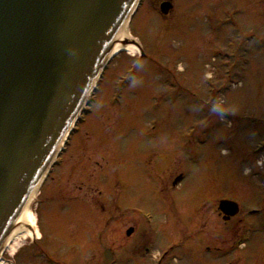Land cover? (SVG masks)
<instances>
[{"label": "rangeland", "instance_id": "374dc122", "mask_svg": "<svg viewBox=\"0 0 264 264\" xmlns=\"http://www.w3.org/2000/svg\"><path fill=\"white\" fill-rule=\"evenodd\" d=\"M170 1L165 20L153 12L159 0L141 1L129 29L155 61L123 52L106 65L61 166L30 204L64 264H250L264 252L258 225L234 241L213 233L220 199L264 209V0ZM91 174L104 210L77 195ZM243 185L258 192L244 199ZM81 211L96 222L83 224Z\"/></svg>", "mask_w": 264, "mask_h": 264}, {"label": "water", "instance_id": "95a60500", "mask_svg": "<svg viewBox=\"0 0 264 264\" xmlns=\"http://www.w3.org/2000/svg\"><path fill=\"white\" fill-rule=\"evenodd\" d=\"M138 1L0 0V254Z\"/></svg>", "mask_w": 264, "mask_h": 264}, {"label": "flooded vegetation", "instance_id": "af4514ba", "mask_svg": "<svg viewBox=\"0 0 264 264\" xmlns=\"http://www.w3.org/2000/svg\"><path fill=\"white\" fill-rule=\"evenodd\" d=\"M165 2H171L170 0H159L158 5L160 7L161 4L165 3ZM172 3V2H171ZM173 5V3H172ZM159 7L158 9L156 8L154 12L155 15L160 16L159 18H162L163 20L167 19L168 16H170V14L172 13L174 6L172 7V11L170 10L167 15H159L160 11H159ZM155 36V35H154ZM152 35V37H154ZM155 39V38H154ZM139 40V46L141 49V52L137 54V56L133 57L132 59L135 61H142V60H148V61H155V55L157 52H154L153 49H149V51H151V55H149L145 49L146 46L143 43L142 40ZM153 40V38H152ZM156 43H159L158 39H155ZM165 48H163V46L161 47V49L158 50V52L160 51H164ZM148 55H147V54ZM122 86H124L125 84H121ZM92 102V101H91ZM90 103H88V105L85 107V111L82 112L81 114V118L79 121H81L82 116L84 113H86V109L89 108ZM68 144V142H67ZM66 144V146H67ZM66 146L64 147L62 153L64 151H66ZM62 153H60L55 162L53 163L52 167L50 168L44 182L43 185L45 184V182L47 181V179L49 178V176L51 175V173L53 172V170H55V168L60 167L62 163L60 162V157L62 155ZM90 159V158H89ZM257 162V161H256ZM95 166L97 167L99 164L98 162L94 161ZM81 162L78 164V166H81ZM88 165V164H87ZM63 166H66L65 164H63ZM101 168V167H100ZM65 172V171H64ZM92 174L90 176H87V183H84L83 185H78L76 187V191L78 192L77 195L83 196V200L84 201H88L91 204H95L96 206H98L100 209L104 210L105 209V202H103L102 199V193L103 190H97L96 189V181L93 180L92 178ZM182 179V175L181 174H176L174 176H171V182H170V186L172 188H176L179 184V182ZM177 180V182H176ZM103 182V181H102ZM105 182H103L104 184ZM42 185V187H43ZM103 189H107L110 188L107 183L106 185H102ZM240 190V192L243 191V189L245 190L244 193H241L240 195L245 199L246 196L253 194L255 192H258L256 189H253L247 185H243V186H239L238 188ZM247 192V193H246ZM77 195L73 196L72 195L68 198L69 202L74 201L75 199H77ZM57 197L51 196L50 197V201L52 203L51 208L49 209H53L55 210L56 204L55 201ZM226 200V199H220L216 202V204L213 207V216H216V220L218 222L214 223L213 225V233L214 235L218 238V239H223V238H232L233 241L236 239H240V235H243L244 233H252L254 231V229H257V225L260 227L261 231L264 229V217H261V211H263L264 209H261L259 211V209H244L241 208L239 206V203H236L235 201L233 202V200L231 202H233V204H229L228 207H224V208H220L219 204L221 201ZM68 201V200H67ZM187 206V204H185ZM49 209L46 210L45 214H44V218H49L50 217V211ZM112 209H116L118 210L117 206L111 207L109 210L111 212ZM54 211H52L53 213ZM110 214V213H109ZM38 217L37 220L39 221V218H41V214H39V212L36 214ZM80 215L83 216L84 220H83V224H92L93 222H96V217L91 214L88 211H81ZM52 216V214H51ZM252 217L256 218V222L252 223ZM51 218V217H50ZM214 218V217H213ZM37 227L39 230L40 235L36 236V234L34 235V237L32 238H26L25 243L21 244L18 249L15 251L14 254L11 255V257L5 258L4 254H2L1 256V260L4 261L5 264H34V263H38V264H64L61 260V257H58V250H60V246L61 244H56V242L53 240L55 233H48L46 230V227H42L41 223L38 224L37 222ZM133 229L134 232H132L130 235L127 236V238H130L134 233H135V227L134 226H130L126 229ZM59 235V234H58ZM61 236V235H60ZM75 243V241H73ZM78 243V242H77ZM238 247L240 248H246V246H244V244L242 242L238 243ZM219 251V250H218ZM71 261V258H69ZM250 259H251V263L250 264H264V252L262 250H259V253L256 255V251H253V253L250 255ZM241 260L239 259V257H235L233 261H231L228 264H240ZM66 264V263H65Z\"/></svg>", "mask_w": 264, "mask_h": 264}, {"label": "bare ground", "instance_id": "6f19581e", "mask_svg": "<svg viewBox=\"0 0 264 264\" xmlns=\"http://www.w3.org/2000/svg\"><path fill=\"white\" fill-rule=\"evenodd\" d=\"M132 12L129 13V15H128V17H127V19H126V21H125V23H124V25H123V27H122V29H121V31H120V33H119V35H118V37H117V39H116V41H115V43H114V45H113L108 56H110V57L111 56H113V57L117 56L122 51L127 52L131 56H134L137 53L138 48L133 43L134 41L137 42L136 37H134L129 30L130 15ZM95 83H96V81H95ZM95 83H94L91 91L93 90ZM91 91H90L89 95L91 94ZM67 135H68V133H67ZM61 146H62V144H61ZM39 191H40V185L38 186L35 194L33 195L31 201L29 202V204L27 206V208L25 209L22 217L20 218L18 224L16 225L13 233L11 234V236H10L9 240L7 241V243L4 247V249L2 250L1 254L5 253L8 250V251H10V254L12 255L13 252L16 251L15 247L13 248L11 246L12 243L14 242V240H19V241L23 240L24 241L26 238L34 237L35 234H36V236L40 235L38 227H37L36 214H35L34 210L30 209V204L38 196ZM20 245H21L20 243L16 244L17 247H19ZM0 264H5L4 261L1 260V257H0Z\"/></svg>", "mask_w": 264, "mask_h": 264}]
</instances>
